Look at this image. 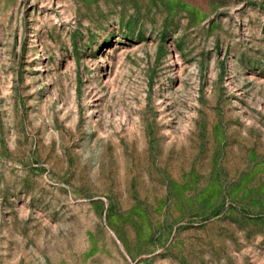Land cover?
<instances>
[{
  "label": "rangeland",
  "instance_id": "obj_1",
  "mask_svg": "<svg viewBox=\"0 0 264 264\" xmlns=\"http://www.w3.org/2000/svg\"><path fill=\"white\" fill-rule=\"evenodd\" d=\"M0 264H264V0H0Z\"/></svg>",
  "mask_w": 264,
  "mask_h": 264
}]
</instances>
